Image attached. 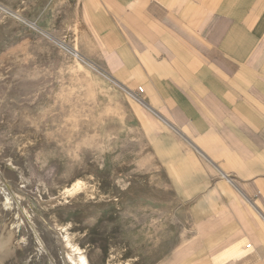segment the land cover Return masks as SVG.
Returning a JSON list of instances; mask_svg holds the SVG:
<instances>
[{
	"label": "crops",
	"instance_id": "0c3cea01",
	"mask_svg": "<svg viewBox=\"0 0 264 264\" xmlns=\"http://www.w3.org/2000/svg\"><path fill=\"white\" fill-rule=\"evenodd\" d=\"M5 2L15 41L45 30L126 94L139 145L95 225L134 264H264V0ZM12 245L0 264H57Z\"/></svg>",
	"mask_w": 264,
	"mask_h": 264
},
{
	"label": "rangeland",
	"instance_id": "374dc122",
	"mask_svg": "<svg viewBox=\"0 0 264 264\" xmlns=\"http://www.w3.org/2000/svg\"><path fill=\"white\" fill-rule=\"evenodd\" d=\"M5 4L0 0V247L11 242L9 252L20 245L27 257L73 264L68 256L76 260L77 246L90 264H134L109 220L94 222L113 200L109 174H120L115 165L123 167L128 149L139 145L119 122L126 94L45 30L28 24L15 41Z\"/></svg>",
	"mask_w": 264,
	"mask_h": 264
},
{
	"label": "bare ground",
	"instance_id": "6f19581e",
	"mask_svg": "<svg viewBox=\"0 0 264 264\" xmlns=\"http://www.w3.org/2000/svg\"><path fill=\"white\" fill-rule=\"evenodd\" d=\"M73 248V250H74V252H76L77 253V261L75 262L76 264H89L88 263V260L86 259V257H85V255H83L82 253H81V250H80V248L79 247H77V246H74V247H72ZM73 252V253H74ZM71 258V257H70Z\"/></svg>",
	"mask_w": 264,
	"mask_h": 264
},
{
	"label": "built area",
	"instance_id": "2783aa9c",
	"mask_svg": "<svg viewBox=\"0 0 264 264\" xmlns=\"http://www.w3.org/2000/svg\"><path fill=\"white\" fill-rule=\"evenodd\" d=\"M137 90L140 91L141 90L140 87H138Z\"/></svg>",
	"mask_w": 264,
	"mask_h": 264
}]
</instances>
